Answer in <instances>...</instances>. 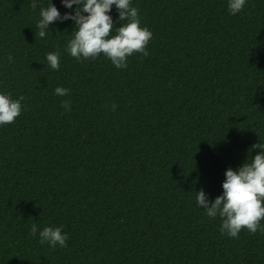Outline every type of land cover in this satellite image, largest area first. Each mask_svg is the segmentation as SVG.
<instances>
[{"label": "trees", "instance_id": "1", "mask_svg": "<svg viewBox=\"0 0 264 264\" xmlns=\"http://www.w3.org/2000/svg\"><path fill=\"white\" fill-rule=\"evenodd\" d=\"M32 3L0 0V94L24 97L0 126V264H264V232L230 238L196 203L261 152L264 0L236 15L229 0H130L153 37L126 69L72 57V20L40 38L51 0ZM108 14L112 36L129 23ZM34 223L62 227L67 247L41 245Z\"/></svg>", "mask_w": 264, "mask_h": 264}, {"label": "clouds", "instance_id": "2", "mask_svg": "<svg viewBox=\"0 0 264 264\" xmlns=\"http://www.w3.org/2000/svg\"><path fill=\"white\" fill-rule=\"evenodd\" d=\"M65 8L71 9L78 5L74 14L65 13L63 16L52 4L47 8H41L40 19L36 24L40 38L46 36L49 25L60 21L72 20L75 22L74 38L68 43L67 50L77 60H96L101 54L108 58L117 69L128 67L127 59L134 53L148 56L146 47L153 37V33L146 27L140 26L138 9L130 7V0H61ZM246 0H229L228 10L236 15L245 6ZM115 5L119 13V21L128 20L125 26L117 28L116 35L112 36L113 20L108 14ZM36 0H33L31 8H37ZM87 14V15H85ZM12 61V57H8ZM53 70L60 68L59 52L48 53L46 57ZM55 94L58 96L69 95V90L57 87ZM21 96L18 100H12L8 95L0 94V126L10 125L15 122L22 111ZM62 107L71 110L70 101H63ZM115 110V105L112 106ZM254 149L261 152L252 158L251 163L246 161L243 166L234 171L231 168L225 172V181L222 184L223 195L217 197L214 203H210L203 190L196 196V203L206 211L209 218L219 216L222 220L220 231L230 238H238L242 230L255 234L264 232L261 221L264 220V143L253 145ZM38 225L33 224L30 235L36 236ZM39 243H47L52 248L59 245L67 247L69 239L63 233L62 227H45L39 231Z\"/></svg>", "mask_w": 264, "mask_h": 264}]
</instances>
